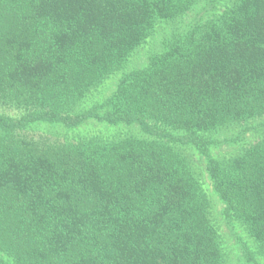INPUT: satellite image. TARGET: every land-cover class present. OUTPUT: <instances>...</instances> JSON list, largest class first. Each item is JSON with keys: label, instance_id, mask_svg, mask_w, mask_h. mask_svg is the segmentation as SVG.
Returning a JSON list of instances; mask_svg holds the SVG:
<instances>
[{"label": "trees", "instance_id": "16d2710c", "mask_svg": "<svg viewBox=\"0 0 264 264\" xmlns=\"http://www.w3.org/2000/svg\"><path fill=\"white\" fill-rule=\"evenodd\" d=\"M224 223L260 264L264 0H0V264H227Z\"/></svg>", "mask_w": 264, "mask_h": 264}, {"label": "rangeland", "instance_id": "374dc122", "mask_svg": "<svg viewBox=\"0 0 264 264\" xmlns=\"http://www.w3.org/2000/svg\"><path fill=\"white\" fill-rule=\"evenodd\" d=\"M193 14L190 13L189 16H192ZM186 21H188V17L185 19ZM171 30V25L169 24H164L160 27H158L157 32L151 37L150 41L148 44H145L143 46V48L141 49V51L137 52L135 55H133V57L130 59L129 61V67H127L128 69L139 66V65H143L146 62L145 56L149 50V48L157 46L158 44H161V40L167 36V34L170 32ZM120 74L117 75H113L111 76V78H109L105 84L101 87V94L99 95V92H97L94 96L92 94V96L90 97L91 99L88 101V104H90L91 102H93L94 100H100V96H107L116 86L117 84V80L119 78ZM260 120V119H259ZM262 121V120H261ZM43 130L49 131V133L51 134H57L60 135L62 137L69 135V137H75L80 135H85V134H92V133H100L102 132L103 134H108V133H113L117 130V128H108L105 127L103 125H101L100 123H88V124H83L81 125L79 128L77 129H72L70 131H68L67 129H64L62 127L59 126H52V125H47V124H43L42 125ZM255 133V132H253ZM233 134V132H231V135ZM225 135H230V133L228 134H222L220 135V140L221 142L226 141V139H229L230 137L225 136ZM248 141H253V139H257V134H248ZM234 148H236V146L234 144H230V143H221L219 145L218 148H215L214 152L215 155L220 156V154H224L225 152H229L231 150H233ZM189 156L191 155V157H193V161L197 162L196 165L197 166H201L203 159H200V161L198 160V156L195 155L193 156L192 154L188 153ZM201 169L203 170L202 166ZM203 182H204V186L205 188H207V191L209 193V195L211 196V199L213 201V210L216 212L217 218H220V211L222 208V203L221 201L218 199L217 195H215L213 193V190L211 188V184L209 182V178H207V175L204 173L203 174ZM240 232L239 228L233 229L230 225H226L225 223L222 225V233H223V237H224V244L226 246L227 249V255H226V263L227 264H253L252 261H249L248 259H246V256L244 255L243 249H242V243H240L239 239L237 236L234 235V232ZM246 240H247V236H246ZM260 264H264V260L260 259Z\"/></svg>", "mask_w": 264, "mask_h": 264}]
</instances>
